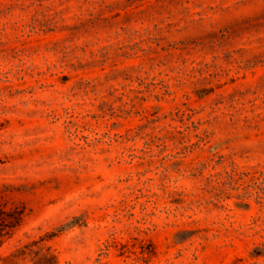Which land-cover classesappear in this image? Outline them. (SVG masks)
<instances>
[{"label": "rangeland", "instance_id": "obj_1", "mask_svg": "<svg viewBox=\"0 0 264 264\" xmlns=\"http://www.w3.org/2000/svg\"><path fill=\"white\" fill-rule=\"evenodd\" d=\"M0 264H264V0H0Z\"/></svg>", "mask_w": 264, "mask_h": 264}]
</instances>
